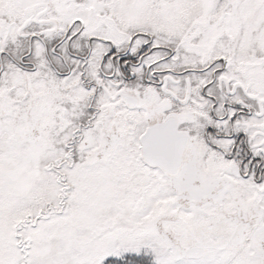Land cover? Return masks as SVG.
<instances>
[{
	"label": "snow or ice",
	"instance_id": "snow-or-ice-1",
	"mask_svg": "<svg viewBox=\"0 0 264 264\" xmlns=\"http://www.w3.org/2000/svg\"><path fill=\"white\" fill-rule=\"evenodd\" d=\"M0 264H264V0H0Z\"/></svg>",
	"mask_w": 264,
	"mask_h": 264
}]
</instances>
